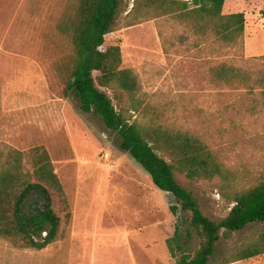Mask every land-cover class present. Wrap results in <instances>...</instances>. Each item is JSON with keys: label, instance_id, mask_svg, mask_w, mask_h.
Segmentation results:
<instances>
[{"label": "rangeland", "instance_id": "1", "mask_svg": "<svg viewBox=\"0 0 264 264\" xmlns=\"http://www.w3.org/2000/svg\"><path fill=\"white\" fill-rule=\"evenodd\" d=\"M70 2L0 0V142L23 151L25 160L31 149L44 147L66 196L64 203L51 190L53 209L62 219L58 240L38 250L0 236V264H176L166 244L176 225L186 251L194 255L199 248L190 212L179 208L173 214L176 200L121 148L117 133L98 115L82 111L74 93L65 91L67 78L59 68L74 47L58 24ZM250 2L245 43L249 37L250 52L258 53L247 56L245 49L236 61L248 71L264 64V0ZM134 4L127 0L122 25ZM133 12L155 15L140 7ZM182 32L166 17L152 19L108 34L106 46L118 43L123 67L140 77L144 104L134 119L197 134L217 154L225 176L192 184L176 176L204 214L220 220L231 206L223 191L246 188L264 175V96L256 89L210 83V68L219 60L235 61V52L219 58L212 50L198 51L175 38ZM261 231L264 223H251L221 239L210 264H221L235 246ZM232 264H264V254Z\"/></svg>", "mask_w": 264, "mask_h": 264}, {"label": "trees", "instance_id": "2", "mask_svg": "<svg viewBox=\"0 0 264 264\" xmlns=\"http://www.w3.org/2000/svg\"><path fill=\"white\" fill-rule=\"evenodd\" d=\"M134 1L122 25L120 16L126 11L127 0H71L58 29L71 41L74 52L59 71L67 78L66 93H74L81 110L98 115L108 130L117 133L121 148L150 174L154 185L175 194L171 212L176 214L179 208L190 212V226L200 238L199 248L194 255L188 253L176 225L174 235L166 241L176 264H210L221 239L233 238L251 223H264V175L246 188L223 191L231 205L224 218L214 220L205 215L198 198L179 183L176 175L191 184L213 180L225 176L223 164L197 134L158 123L143 125L134 119L144 104L140 77L134 69L123 67L121 46H106V36L123 27L166 17L184 28L175 35L182 44L190 41L198 51L212 50L219 58L235 52V61L219 60L210 68V83L256 89L263 96L264 64L248 71L236 63L244 58L246 15L224 14L225 0ZM135 7L150 9L155 15L136 14ZM164 49L167 53L165 43ZM25 157L23 151L0 142V236L16 247L42 250L56 242L61 233L62 219L53 209L51 190L64 203L66 196L44 147L31 149L27 160ZM263 254L261 231L235 246L221 264Z\"/></svg>", "mask_w": 264, "mask_h": 264}, {"label": "crops", "instance_id": "3", "mask_svg": "<svg viewBox=\"0 0 264 264\" xmlns=\"http://www.w3.org/2000/svg\"><path fill=\"white\" fill-rule=\"evenodd\" d=\"M232 2H234L236 4H233ZM251 7H252V2H250V0H243L241 2H237V1L232 0V1H230V3L228 2V0H225L223 12L224 13L226 12L227 14L237 13V11H239V12H241V11L242 12H245V15H246L245 31H247V29H248L247 21H248V15H249L248 9L251 8ZM254 9H255V6H254ZM251 45L252 44L250 42L249 37H246L245 49H246L247 56H252L253 54L258 53L257 51L256 52H253V53H252V51L250 52V50H252V46Z\"/></svg>", "mask_w": 264, "mask_h": 264}, {"label": "water", "instance_id": "4", "mask_svg": "<svg viewBox=\"0 0 264 264\" xmlns=\"http://www.w3.org/2000/svg\"><path fill=\"white\" fill-rule=\"evenodd\" d=\"M168 194H169V198H170L171 200H175V194H174V193L170 192V193H168Z\"/></svg>", "mask_w": 264, "mask_h": 264}]
</instances>
